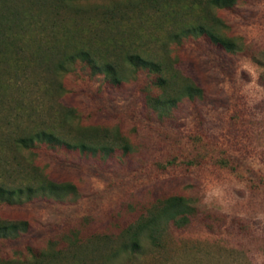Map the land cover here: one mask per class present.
<instances>
[{"label": "rangeland", "instance_id": "obj_1", "mask_svg": "<svg viewBox=\"0 0 264 264\" xmlns=\"http://www.w3.org/2000/svg\"><path fill=\"white\" fill-rule=\"evenodd\" d=\"M202 1L76 0L21 25L36 44L15 54L21 66L0 64V186L22 189L0 201V225L16 226L0 264H264V0L211 9L230 51L182 33ZM45 40L112 62L140 54L174 79L158 87L161 74L123 63L119 82L79 60L54 74ZM41 130L69 146L14 144ZM171 197L185 221L159 213Z\"/></svg>", "mask_w": 264, "mask_h": 264}, {"label": "trees", "instance_id": "obj_2", "mask_svg": "<svg viewBox=\"0 0 264 264\" xmlns=\"http://www.w3.org/2000/svg\"><path fill=\"white\" fill-rule=\"evenodd\" d=\"M47 1L49 2V4ZM75 1L76 0H32L30 1V3L28 1V5L26 6L24 4H21V2H16L15 0H0V64L7 66L9 64V60H11L14 65L17 66L20 64L21 66V63H19L20 61H18L17 57L15 56L18 54L19 51L26 52L30 47H33L36 44L35 41L25 43L23 42V38L20 37V31L23 30L21 25H23L26 20L30 21L31 23H36L38 17L40 16L39 11H44L46 7H56V13L57 10L60 8L75 9V6L73 5ZM231 1L232 0H205L204 2L202 1L203 3L201 2L200 5H198L202 13L199 15L197 21L194 24L185 25V28L182 29V33L184 35H186V33L191 32L196 34H202L213 45L219 46L225 51H230L234 46L233 39L221 32L220 27L223 23L217 17H213L211 9H214V7L221 8L224 6H229ZM165 6L166 9L171 7L170 4H166ZM101 9L103 10L102 14L105 17H109L111 16V13L115 9V7L103 6L101 7ZM193 9V7L188 9V11H183L182 9V12H180V16L182 18H186V16H188L189 14V11ZM168 12H170V10ZM174 12L175 11H173V13ZM29 24L27 26H30ZM41 30L44 29L41 28ZM39 45L44 47L42 49V52L46 55L39 58V61H41V63L43 64L52 67V71L54 74L59 73L60 70H64L67 64L75 63L77 60H79L85 62L89 67L93 68V70H99L109 75H113L115 81L120 80V77H118L116 72V67L123 63L130 65L131 67L136 69H146L149 72L161 74L157 80L158 87L163 88V85H171V80L174 79L163 78L162 63L154 62L153 60H151V58L141 56L140 54L126 53L121 57H117V61L112 62L106 59V57L102 54L95 55L94 50H92L90 46L87 47L82 44H71V51L68 53L66 49L67 44L65 41H61L58 45L54 47H49V45H47L46 43V40L44 42L40 41ZM57 54L60 55V60H56V63L54 64L53 61L55 62V55ZM194 90L195 86H193L192 84H188L184 88L183 92L184 94L192 95V92ZM35 142L48 145H65L67 147L69 146V143L65 139H63V137L54 134L52 131L48 130L37 131L31 135L21 136L14 140V144L16 146L21 147H29ZM74 147L92 149L90 147H86L79 141L77 143H74ZM43 186V188H65V185L55 184L51 181H47L46 184H44ZM42 187L40 186L39 188ZM23 189L26 190V193L28 195L32 192H35V189L30 186H27ZM20 193H22V189H8L0 186V201H10V199L14 195H18ZM183 201L184 200L180 197L168 198L161 204V206L158 208V211L159 213L162 212L163 215L167 216L168 218L171 217V219H176L181 216V218H178L177 221H185V214H188L187 212L189 211V208L187 207V211L183 210L186 209V207L183 205ZM15 227L16 226L13 223H4L0 225V235L6 236L9 234V231L10 234L16 232ZM144 227V225L139 223V226L137 227L138 231L135 232L133 235L134 238H137L138 232H142V228Z\"/></svg>", "mask_w": 264, "mask_h": 264}]
</instances>
